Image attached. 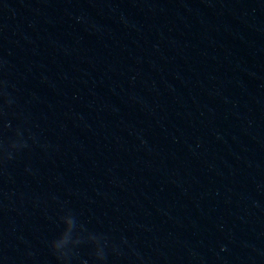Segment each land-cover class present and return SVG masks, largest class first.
I'll use <instances>...</instances> for the list:
<instances>
[{"label": "water", "instance_id": "1", "mask_svg": "<svg viewBox=\"0 0 264 264\" xmlns=\"http://www.w3.org/2000/svg\"><path fill=\"white\" fill-rule=\"evenodd\" d=\"M0 264H264V0H0Z\"/></svg>", "mask_w": 264, "mask_h": 264}]
</instances>
